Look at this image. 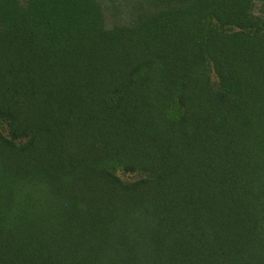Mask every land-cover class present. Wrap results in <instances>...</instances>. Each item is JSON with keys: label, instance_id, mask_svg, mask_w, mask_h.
<instances>
[{"label": "trees", "instance_id": "trees-1", "mask_svg": "<svg viewBox=\"0 0 264 264\" xmlns=\"http://www.w3.org/2000/svg\"><path fill=\"white\" fill-rule=\"evenodd\" d=\"M131 1L0 0V264H264L255 0Z\"/></svg>", "mask_w": 264, "mask_h": 264}, {"label": "rangeland", "instance_id": "rangeland-1", "mask_svg": "<svg viewBox=\"0 0 264 264\" xmlns=\"http://www.w3.org/2000/svg\"><path fill=\"white\" fill-rule=\"evenodd\" d=\"M104 5L107 7V19L109 22L113 19H118L123 22H127L136 14L135 6L131 0H103ZM253 12L262 18H264V0H255L253 6ZM212 83L217 86L218 79L214 72H211ZM0 129L5 133L8 131V125L0 120ZM117 174L125 182H132L144 176L142 173H129L123 168H118Z\"/></svg>", "mask_w": 264, "mask_h": 264}]
</instances>
